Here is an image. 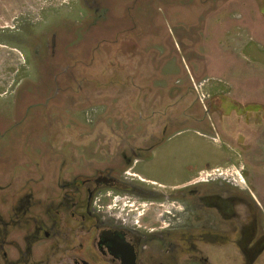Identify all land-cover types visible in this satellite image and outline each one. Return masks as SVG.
<instances>
[{"label":"rangeland","instance_id":"374dc122","mask_svg":"<svg viewBox=\"0 0 264 264\" xmlns=\"http://www.w3.org/2000/svg\"><path fill=\"white\" fill-rule=\"evenodd\" d=\"M106 169L156 262L264 264V0H0V201Z\"/></svg>","mask_w":264,"mask_h":264},{"label":"flooded vegetation","instance_id":"af4514ba","mask_svg":"<svg viewBox=\"0 0 264 264\" xmlns=\"http://www.w3.org/2000/svg\"><path fill=\"white\" fill-rule=\"evenodd\" d=\"M125 173L106 169L39 193L29 185L21 190L24 184L10 191V200L0 201V264H164L152 256L158 254L152 244L156 230H133L130 217L105 214L96 205L105 189L157 199L124 179ZM195 182L197 177L187 186Z\"/></svg>","mask_w":264,"mask_h":264},{"label":"built area","instance_id":"2783aa9c","mask_svg":"<svg viewBox=\"0 0 264 264\" xmlns=\"http://www.w3.org/2000/svg\"><path fill=\"white\" fill-rule=\"evenodd\" d=\"M219 176H221V172H220V170L219 169H215V170H211L210 172L209 171H202V172H200L199 174H198V176H197V181L198 182H206L208 179V177H209V180H214L216 177H219ZM238 183V182H237ZM239 184V183H238ZM121 217V218H123V219H127V217L125 216V217H123L122 215H121V213H119L118 215H117V217Z\"/></svg>","mask_w":264,"mask_h":264},{"label":"bare ground","instance_id":"6f19581e","mask_svg":"<svg viewBox=\"0 0 264 264\" xmlns=\"http://www.w3.org/2000/svg\"><path fill=\"white\" fill-rule=\"evenodd\" d=\"M237 182H238L239 184H241V186H243V185L245 184V181H244V179H243L242 176L239 177V180H237Z\"/></svg>","mask_w":264,"mask_h":264}]
</instances>
